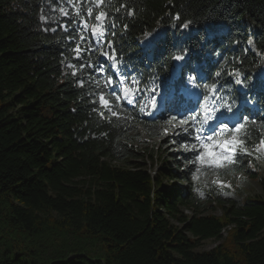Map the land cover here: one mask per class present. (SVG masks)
<instances>
[{"label": "trees", "instance_id": "16d2710c", "mask_svg": "<svg viewBox=\"0 0 264 264\" xmlns=\"http://www.w3.org/2000/svg\"><path fill=\"white\" fill-rule=\"evenodd\" d=\"M79 1L87 18L91 0ZM61 3L69 16L55 18ZM102 9L106 34L94 40L65 0H0V264H264V197L237 203L177 174L184 162L191 176L239 175L250 157L200 168L191 129L174 130L180 161L172 156V167L164 161L150 174L140 162L138 131L160 140L167 118L116 105L112 85H105L111 77L119 93V75L101 54L114 56L119 72L139 76L144 91L137 95L147 104L156 94L147 89L168 87L173 57L186 53L176 88L193 66H205L216 95L235 107L255 102L244 115L256 121L247 127L252 151L264 134V83L254 78L264 72V0H106ZM80 32L92 50L77 59L76 45L89 46ZM101 94L118 116L101 107ZM200 190L222 211L219 217L206 214ZM183 208L192 210L189 217ZM226 230L230 247L197 251L205 241H221Z\"/></svg>", "mask_w": 264, "mask_h": 264}, {"label": "snow or ice", "instance_id": "6c2138e0", "mask_svg": "<svg viewBox=\"0 0 264 264\" xmlns=\"http://www.w3.org/2000/svg\"><path fill=\"white\" fill-rule=\"evenodd\" d=\"M71 3V0H69ZM106 0H91L90 5L86 6L84 12H86L87 18L83 17L81 8L77 3H74L73 9L75 15L81 18V27L83 31H89L91 37L100 40L103 39L106 34V28L103 23L104 20L108 18V13L102 9V6L105 4ZM62 15L69 16V13L64 9L60 10ZM129 14H132L131 12ZM179 19V17H177ZM89 20L94 21L89 23ZM114 26V25H113ZM65 30L67 31V27ZM183 28H187V24L182 25ZM54 30V29H53ZM79 40L81 43H88V48H82L81 44H77L73 49L77 53V59L80 58L82 52H87L92 50L91 44L89 43V37L83 35V32L79 34ZM109 48L111 44L107 45ZM102 55H107L106 53H101ZM184 52L180 55H175L173 59L175 61H183L185 58ZM110 59L115 60V57H110ZM96 71L105 75V69L103 65H95ZM182 67V65H178ZM113 70H117L118 65L113 63ZM75 75V72H73ZM119 86L120 92L117 93V85L114 83L111 77L106 79V85H112L111 96L114 98L116 105H119L123 100L127 104L138 106L141 112L145 111L146 107H151L152 109L157 108L159 105L156 100V96L152 95L148 98L147 104L143 103V97L138 96V93L144 91L141 84L142 81L139 76L134 75L131 71L125 69L123 72H119ZM217 77L221 75L220 71L215 73ZM234 75L239 76L240 73L236 72ZM197 76L199 74L197 73ZM197 76H189V82L192 83L193 87H203L206 88L208 92L212 93L215 96L216 100L221 101L220 104L210 103V97L205 93L203 96V102L198 103V110H189L190 114L186 117L183 115H172L167 123L172 127H180L184 131H188L190 128L192 133H194V139L199 144V149L196 145H192V150L197 152L195 156V162H198L202 167H207L209 169L217 170L224 168L229 163H236V157L238 155H252L253 153L264 154V134H262L259 142L252 146V151H249L248 146V133L247 127L249 122L256 124V121L249 120L247 116H241L238 111H234L235 102H228L224 97L215 95L217 92L216 83L213 82L210 86L200 84L197 80ZM201 81L203 77L199 78ZM239 82V81H238ZM81 86L83 83L81 82ZM148 92L156 93L158 91V86L148 88ZM195 95L199 96L200 93L197 92ZM99 102L102 108L111 112L113 116H118V113L113 110V100L109 99L105 95L101 94L99 96ZM103 115V113H101ZM230 122H232L230 126ZM199 124L198 127L194 125ZM207 126V127H206ZM207 133V134H205ZM187 148L188 146L185 145ZM200 169H197L199 171ZM223 187V184L220 185Z\"/></svg>", "mask_w": 264, "mask_h": 264}, {"label": "rangeland", "instance_id": "374dc122", "mask_svg": "<svg viewBox=\"0 0 264 264\" xmlns=\"http://www.w3.org/2000/svg\"><path fill=\"white\" fill-rule=\"evenodd\" d=\"M66 3L69 5H73L74 3H77V0H71V3L69 0H65ZM80 3V2H79ZM78 3V4H79ZM61 9H64L65 11L67 10V7L65 3H61L58 5L56 8V12L54 14L55 18H63L65 17L61 13ZM254 32H256L255 29H253ZM249 47L251 50H253V43L252 41H249ZM261 57L264 58V53L260 54ZM184 61V60H183ZM183 61H175V69L176 67L178 68L179 64H183ZM115 63L111 59V67ZM178 70V69H176ZM173 73L172 79H175L179 72L176 71ZM199 74V77L202 76V72L199 70H196V74ZM238 80L241 81L242 77L239 75L237 76ZM254 78L257 80H262L264 83V72H258L254 75ZM187 85H191L192 83L187 80ZM238 89L242 90V85L239 83ZM169 95H163L162 93L160 94V97L157 100L158 107L153 109L154 111H159L163 108L165 105L166 100H168L170 97ZM187 94L185 93L183 97L187 98ZM242 107H248L251 109H255V103L254 102H246L241 105ZM169 110V109H167ZM195 110H198L197 107ZM190 113L186 112H179L177 115H183L187 116ZM175 115V114H174ZM167 121L171 118L172 114H165ZM232 122H230L231 126ZM166 129H165V136L164 138L160 140H152L150 141L146 136L142 135V131L139 130L138 134H140L141 137V144H138L141 152L143 153V159L140 161L145 169L150 172V174L156 173V170L160 168V166L164 163V161L168 162L169 166H173V162L170 161L169 158L172 156L175 157L178 161H180V156L182 150L177 146L172 140L176 136V132L174 130H179L181 131L180 127H172L166 122ZM199 126V124L194 125V127ZM207 127V126H206ZM194 134V133H193ZM206 134V133H205ZM199 149V145L197 147ZM247 157H250V162L248 161V166H247V171L239 174V175H232L229 177L225 178H220L216 173L213 171L208 172L207 174H201L197 173L196 175H189L187 174V167L183 163H181V169H178L177 174L181 177H185L186 179L189 180V182L197 184L201 189H203L206 192L211 191L213 195H217L218 197H221L223 199H230L233 200L237 203H239L242 200L248 199V198H263L264 197V192L262 190L261 186V179H264V166L261 162V157L262 154L260 153H255L252 155H247ZM196 165L201 168H207V167H202L198 162H196ZM209 169V168H208ZM213 170V169H212ZM175 187L176 188H185L186 184L184 181H175ZM221 183L223 184V187H221ZM164 189L169 190L170 188V183L166 180L163 181ZM197 197L203 203L205 204L206 208V214H211L213 216L219 217L222 213V211L216 206L215 203L209 202L207 200L205 194L200 190L196 192ZM210 207H213V210L210 209ZM180 211L183 212L185 216H190L192 213L191 209H181ZM229 230H226L223 233V238L222 242L221 241H214V240H209L205 241L201 244L200 248H198V252H209L212 249L216 248L218 245H225L226 247H230V237H229Z\"/></svg>", "mask_w": 264, "mask_h": 264}, {"label": "water", "instance_id": "95a60500", "mask_svg": "<svg viewBox=\"0 0 264 264\" xmlns=\"http://www.w3.org/2000/svg\"><path fill=\"white\" fill-rule=\"evenodd\" d=\"M70 259H72V257H70Z\"/></svg>", "mask_w": 264, "mask_h": 264}]
</instances>
